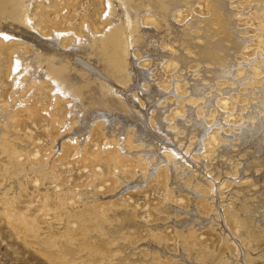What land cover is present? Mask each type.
<instances>
[{"label": "rangeland", "instance_id": "374dc122", "mask_svg": "<svg viewBox=\"0 0 264 264\" xmlns=\"http://www.w3.org/2000/svg\"><path fill=\"white\" fill-rule=\"evenodd\" d=\"M126 1L129 2L128 7H132L134 3L138 4L139 7L141 6L139 20L141 24H144L145 30L147 29L146 26L148 28L157 26L152 21L149 22L150 18L152 19L156 15L153 12L143 10L145 6L141 5L140 0ZM204 1L196 0L192 3L193 12L198 17L208 15ZM105 3L106 0H31L28 5V14L34 29L45 32L48 36L53 31L59 32L60 42L69 46L70 43L76 41L77 37L84 36V28L91 31H100L107 27V18L104 14ZM122 3L117 4L122 5ZM227 6L233 13L231 16L232 22H234L233 25L237 28L239 34L246 38V43L234 56L237 69L233 79L216 77L211 85L212 87L210 86V89L208 88L205 91L204 96L190 94L188 88L193 80L200 77L202 71L213 67L210 62L205 63L198 60V55L193 52L197 49L196 46L186 43L184 50H187L186 53L188 52L187 56L190 57V60L187 62V68L183 69L180 66H175V63L168 60V58V61L164 60L167 62L162 63L161 67L156 66L151 62L150 54L142 53L140 43L134 44V50H136L132 62L135 66L143 68L147 77L142 86L145 84V89H150L149 86L154 85L156 89L161 90L162 95H155V98H153L155 100L158 98V101H155V105L158 104L157 107H163L167 111L165 116L162 117L163 129L178 130L179 137L183 136L182 128L179 125L176 127L175 121L185 119L187 120H184L185 124L191 122L183 112L186 105L194 106V110L199 112L197 116L203 118L205 129L200 140L198 139L199 136L196 137L190 134L185 143H182V139L180 141L185 150H183L185 159L178 155L176 157L170 156L172 154L170 152L171 147L164 146L163 143L160 144V140L157 141L158 146L154 149L150 143L145 145L140 140H133L132 147L127 148L128 153H123L119 149V145L125 146V142L115 143L111 141L109 143L108 141V144H105V133H102L99 123L101 120L89 124L90 128H87L89 136L84 138L83 145L80 147L77 143L78 140L72 139L71 135L79 134L76 130L81 129L79 128L81 127L80 118L83 115L76 113L77 116L70 120L68 117L70 112L68 101L64 99L53 101L54 99L51 98L57 91L51 90L47 83V85L42 84L39 89L33 83L37 77L23 79L26 76L21 74L19 64L22 65L23 63L24 67L32 61L31 52L35 45L16 35H8L7 37L0 35V264H92L90 257L93 258L95 253H99L100 250L97 248L94 253L89 252L91 256L87 257L84 251L85 247L83 246L84 249H82L76 246L74 242L79 239L77 237L83 236L86 238V236L92 235L94 231H85L81 235H76L79 230L78 224L82 220L79 221L76 217H71L70 213L73 209L78 210L85 207L83 202L89 201V198H84L87 195L86 191H90L91 193L88 192V194H91L96 200L91 202L94 208L92 214L89 215V217L91 216L89 218L91 222L99 221L101 217L106 218L115 210L123 211V208H127L132 209L134 212V216L130 221L141 224L127 238L126 244L128 245L121 249V253H118V255L126 256L122 257L121 264H127L125 262L148 264L147 260H151V255L154 264H188L184 258L188 256L186 253H189L193 247L196 248V244L191 245L190 248H183V239L178 243L179 237L176 231L179 229L175 228L176 226L161 209L166 202L175 204L182 210L192 208L197 213L191 218L199 222L195 223L196 227L193 226L194 223L191 221L187 222L188 232L186 235L192 233L200 243L207 245L210 250H213L214 245L217 243H221L220 231H224L225 227L229 228L236 237L244 238L246 236L245 226L240 225L234 219L237 209L236 204L241 203L237 196L243 192V190H240L242 187L248 191L247 193L252 194V190L259 187V183L254 178L264 169L257 167L260 169L256 168L257 171L254 170L250 174L249 171L241 168L243 165L242 160L245 157L243 152L238 151L237 157L226 159L222 154L218 155V150L223 145H227L232 150H238L239 139L236 133L246 125L242 113L245 112L243 106L246 103L248 88L263 83L264 0H227ZM134 8H137V6H134ZM181 9L179 13L176 11L172 13L173 19L178 22L184 21L186 17L189 18L186 9L184 7ZM127 11L129 10L127 9ZM146 16L149 19L146 18L147 22L144 20ZM198 24L201 25L202 21H198ZM215 25V22L210 24L211 28L216 29ZM154 30L159 31L161 28L154 27L149 36L155 34ZM192 30L195 35L199 33L197 27H193ZM125 38L130 42L132 37L129 33H126ZM195 38L193 42H201L198 37ZM151 39L156 41L157 37L152 36ZM163 41L165 42L166 39H160L157 44L162 48L171 49L169 44L165 46ZM258 49L262 51L261 57L257 56ZM20 61L22 62L20 63ZM245 63H247V68L250 70V76L254 77L253 80L249 77L240 79L247 74L246 68H244ZM29 66L31 65L29 64ZM157 72H161L163 76L154 81L153 79L157 78ZM259 80L260 84L257 83ZM47 81L45 80V82ZM207 82L202 79V83ZM211 95H216L214 96V103L211 104L212 106L202 108L201 103L205 101L203 98ZM26 98L31 99V104L38 111L31 114L27 113V110L23 108L29 102ZM234 101H236V105H234ZM45 105L50 107L49 113L42 109ZM142 107L147 108V105L145 104ZM93 108L96 110V107ZM150 109L154 108L151 107ZM218 109L222 112L221 116L217 115ZM204 110H206L205 114L203 113ZM114 111L116 110L107 112ZM84 112V115L89 113L88 110ZM250 117L249 121L255 120L253 116ZM84 122L86 128V121ZM128 128L124 130V134H127ZM57 141L62 143L59 148L54 147ZM188 143L189 145H187ZM143 149L156 150V152L158 150L157 154H160V156L156 154L157 157L155 158L154 154L148 156L145 153L144 155ZM114 154H118L120 158L121 165H118L120 166V173L118 174H115L114 165L107 161ZM178 158L182 160V163L173 162L174 159ZM223 159L231 167L225 177L218 179L219 182L216 185L208 177V172H212L214 163ZM196 162L199 165L201 164L199 167L203 171H208L205 175L196 170ZM168 163L173 164V168L177 169L176 171L183 170L180 175L182 181H184V186L191 188L193 191L190 192L193 195L194 206L189 205V191L183 189L170 192V188L166 186L167 174L170 170ZM137 175L142 178V181L134 183L137 181ZM198 175L206 178L213 185L214 192L209 191V185L203 184L197 179ZM14 177H19L18 183H15ZM45 179L53 181L49 183ZM16 184L18 187L15 188ZM5 191L12 197L11 205H9L12 211L4 208L6 207L3 201ZM42 195L48 198L46 202L49 209L47 210L43 209ZM212 195H215V197ZM220 195L225 198L222 202H219L220 197L218 196ZM62 201L68 204H66L67 213H62L61 203H59ZM212 201H215L216 204L212 205ZM219 204H222L223 208L218 209ZM179 211H172L170 215L173 214L178 218L180 216ZM83 212L87 213L86 210H83ZM61 215L64 216V219L61 218L63 217ZM205 218L207 220H204ZM117 219L115 218V221L111 220L112 223L121 224L124 222V219ZM105 222L108 223V221ZM150 226H155L156 232L160 231L159 233L164 236L162 237L164 240L161 241L158 238V242H160L158 245L160 248H157L158 251L153 248L156 252L147 254L148 250L145 248L147 246L145 242L147 243L149 238L154 236ZM156 226L158 227L156 228ZM256 228L257 230L262 229L259 224ZM101 229L98 231H101ZM244 240H247V238ZM263 240L252 239L249 242L251 248L244 245V248H250L253 252L250 257L255 260H264ZM119 241L123 240L120 239ZM63 244L68 246L70 244V246L63 250ZM133 248L135 251H133ZM231 251L233 256L236 254L235 257L244 259L243 254H239L237 249ZM191 259L193 258L191 257ZM117 260L115 259V262ZM223 263L224 261L215 264ZM254 263L253 261L252 264ZM235 264H242V261L237 260Z\"/></svg>", "mask_w": 264, "mask_h": 264}, {"label": "bare ground", "instance_id": "6f19581e", "mask_svg": "<svg viewBox=\"0 0 264 264\" xmlns=\"http://www.w3.org/2000/svg\"><path fill=\"white\" fill-rule=\"evenodd\" d=\"M30 1L31 0H0V35L4 37H7L8 35H16L21 39H24V41L28 40L27 42H31L30 44L35 45L31 52L32 61L29 63L31 66L26 64L28 66L25 65L23 67V63L22 65L19 64L21 74L26 76L23 79L37 77L34 79L33 83L38 86L39 89L42 84L47 83L48 85H46L49 86L51 90L53 89L57 91L51 98L54 99L53 101L61 99L68 101V104L70 105L68 117L70 120L77 116L76 113L83 115V117L80 118L81 127L79 128L81 129L76 130L79 134L71 135L72 139L78 140L77 143H79L80 147L83 145L84 138L89 136V124L96 122L97 120H101L99 123L101 125L102 133L106 134H104L106 137L105 144H108V141L109 143L111 141H114L115 143L125 142V146L119 145V149L123 153H128L127 148L132 147L131 143L133 140H140L142 143H145V145L150 143L152 144L153 149L158 146L157 141L160 140V144L163 143L164 146L166 145L171 147V149L169 148L172 153L170 156L176 157L178 155L179 157L184 158L183 144H181L180 141L182 139V143H185L190 134H193L196 137L199 136L198 139L200 140L205 129L203 118H199L197 116L199 112L194 110V106L186 105L183 112L191 122L185 124L184 122L187 121L185 119V121L183 119L175 121L176 127L179 125L182 128L181 130H183V136L179 137L178 130L163 129L164 123L162 117L165 116L167 111H165V108L163 107H157L158 104L155 105V101H158V98L157 100L154 99L155 95H162L160 92L161 90L156 89V86L154 85H152V87L149 86L150 89H145V84L142 86L143 81L146 80L147 77L144 74L145 70L139 66H135L132 62L133 55L136 50H134V44L140 43L139 45L142 47V53L150 54L152 58V61H150L156 66L161 67L162 63L172 60V62L175 63V66H180L183 69L187 68V62L190 60V57L187 56L188 52L186 53L187 50H184L186 43L196 46L197 49L193 52L198 55V60L204 61L205 63L210 62L213 64V67L208 68L205 71H202L201 69L202 74L200 77L193 80L192 83L189 84L188 88L190 94L204 96L205 91L208 88L210 89V86L214 83V79L216 77L233 79L234 73H236L235 71L237 69L234 56L246 43V38L240 35L237 28L233 25L234 22H232L233 19L231 17L233 13L227 6V0H205L204 2L207 9L206 13L208 15L204 17H198L193 12L192 3L196 2V0H140L141 5L145 6V9L143 8V10L153 12L156 15V17L152 19L150 18V20L147 16L144 19L146 20L145 22L148 20L149 22L152 21L161 28L159 31L154 30L155 34L152 35L157 37L156 41H153L151 39L152 36L149 35L151 34V30L157 26H150L152 29L146 26L147 29L145 30V27L143 26L144 24L140 23L139 13L140 10H142L141 6L139 7L138 4L134 3L132 7H128L129 2L126 0H106L104 14L107 18V27L105 28L104 26L105 29L100 31H91L88 28H84V36L77 37L76 41H73L70 45L68 44L69 46L60 42L59 32L53 31L50 36H48L45 32H39L34 29L28 14V5L30 4ZM117 3H122L123 7ZM134 6H137V8H134ZM183 7L188 12L187 15L189 18L186 17L184 21L178 22L173 19L172 13L173 11L179 13L180 9ZM127 9L129 11H127ZM198 21H202V24L199 25ZM214 22L216 23V29L213 27L211 28L210 26V24ZM193 27L198 28L199 33H196L197 35L193 34ZM126 33H129L132 37L130 42H128L125 38ZM195 37H198L201 42H193ZM63 38L65 37L63 36ZM160 39H166V41L163 42L165 43V46L166 44H169L171 49H167V47H164L166 49L160 47L159 44H157ZM154 43L155 45L153 46ZM171 50H173L174 53L171 52ZM261 55L262 51L258 49L257 56L261 57ZM165 59L167 61H164ZM126 60L129 62L127 63ZM21 62L22 61H20V63ZM247 67V63H245L244 68H246L245 70L247 74L242 76L240 79L249 77L253 80L254 77L250 76V70ZM239 73L241 74V72ZM156 74L157 78H154V81L163 76L161 72H157ZM202 79H204V82L205 80L208 82L202 83ZM45 80L48 81L45 82ZM262 82L263 83L260 84L259 80L257 83L260 85L248 88L246 103L243 106L245 108V112L242 113L245 118L244 122L246 125L241 127V130L236 133L239 139L238 150H232L227 145H223L218 150V155L222 154L226 157V159H233L234 157H237L238 151L243 152L245 157L242 160L243 165L241 168L245 171H249L250 174H252L257 167L264 169V76H262ZM123 83L125 84L122 86ZM214 96L216 95L206 96L203 98L205 101L201 103L202 108H206L213 104ZM26 99H28L27 101L29 102L28 104H25L23 108L27 110V113L31 114L38 111L37 108L31 104V99ZM203 99L200 100L202 101ZM233 103L236 105V101ZM145 104L147 105V108L142 107ZM93 107H96V110ZM151 107L154 109H150ZM92 108L94 111H92ZM42 109L44 111H48V113L50 112V107L48 105H45ZM85 110H88L89 112L87 115H84V113H86L84 112ZM110 110H116L117 112H107ZM205 112L206 110L203 111L204 114ZM14 114L13 116H15ZM217 115H222V112L219 109ZM250 116H253L255 120L249 121L248 119L251 118ZM83 121H86V128L85 122L83 123ZM71 124H73V122H71ZM127 127H129L127 134H124V130ZM187 145H189V143ZM61 146L62 143L58 141L54 145V147L58 148ZM143 150L144 155L145 153H147L148 156L149 154H154L155 158L157 157L156 154L158 150L157 152L156 150ZM158 156H160V154ZM107 161L108 163L114 165L115 174L120 173V166L118 165L121 164L118 154H114L112 157H109ZM173 162L182 163V160L178 158L174 159ZM173 166V164H169L170 170L167 174L166 186L170 188V192H177L183 189L189 191V205L192 207L194 206L192 199L193 195H191L190 192L192 189L184 186V181H182V177L180 175V172L183 173V170L180 169V171H176L177 169L175 170ZM199 166H201V164L199 165V163L196 162V170L205 175L208 171H203ZM230 167L231 165L229 166L224 159L219 160L214 163L212 172L209 170L210 173L208 172V177H210L211 181L217 185L219 182L218 179H220V177H225V174L229 172ZM18 179L19 177H14L13 180L15 183H18ZM197 179H199L203 184L209 185V191L214 192L213 185L209 183L206 178L198 175ZM136 180L134 183L142 181V178L138 176ZM254 180L259 183V187L252 190V194L247 193L248 191L243 187L240 188L243 192L237 196V198L241 201V203L236 204L237 209L234 216V219L240 225L243 224L245 226L246 236L244 238L236 237L229 228L227 229L224 226V231H220L221 243L214 245L213 250H210L207 245L205 246V244L200 243L192 233L186 235L188 232L187 222L191 221L194 223L193 226H195V223L199 222L191 218L197 214L194 210H192V208H189V210H182L175 204H171L169 202L165 203L161 209L176 226L175 228L179 229L176 231L177 236L179 237L178 243H180L183 239V248H190L191 245L196 244V248L193 247L189 253H186L188 255L184 258L187 261L186 263L215 264L217 262L224 261L225 264H235L237 260H241L242 264H252L253 261L255 262L254 264H264V260H255L250 257L253 252L250 250L252 246L249 245V242L252 241V239L263 240L264 236V170L256 175ZM45 181L51 183L53 180L45 179ZM14 187H18L17 184ZM78 192L80 193V191ZM86 192L87 195L84 196V198H89V201H85L83 198L85 201L83 202L85 203V207L78 210L72 208L73 210L70 213L71 217H76L79 221L82 220L78 224L79 230L76 232V235H81L85 231L92 230L94 233L86 236V238L79 236L77 237L79 239L77 241L74 240V243L82 249L85 247L84 251L87 257L91 256L90 254L94 253V250L98 248L100 250H98L99 253H95L93 258L92 256L90 257L91 261L95 264H121L122 257L124 258L126 256H121L120 254L118 255V253H121V249L128 245L126 244L128 241L127 238H129V236L132 235L141 224L130 221V219L134 216V212L132 209L127 208H123V211L115 210L106 218L101 217L99 221L96 222L92 219L94 222H91L89 220L91 216L89 217V215L92 214V210H94L91 202L96 200L91 194H88V192L91 193L90 191ZM7 194V191L3 193L4 206H6L4 208L12 211V208L9 206L11 205L12 197ZM212 196L215 197V195ZM222 196H218L220 197L219 202L225 200ZM41 197L43 209H49L48 203L46 202L48 198L44 195ZM95 197L97 198V196ZM59 203H61L62 213H65L68 209H66L67 203L65 201ZM214 204H216L215 201H212V205ZM220 208H223L222 204H219L218 209ZM83 210H86L87 213H84ZM178 210H180V216L178 215V218L173 214L170 215L172 211ZM61 218L64 219V216ZM115 218H118L117 220L124 219V222L121 224L117 222L112 223L111 220L115 221ZM204 220H207V218ZM105 221H108V223ZM257 224L261 226V230H257ZM158 226H156V228ZM150 227L152 228L154 236L153 238H149L147 243L145 242L147 246L144 244L145 248L148 250L147 254L155 253L156 250L154 251L153 248H160V246H158L160 244V242H158V238L161 239V241L164 240L162 238L164 236L159 233L160 231L158 230L159 232H156L155 226ZM99 229H101V231H98ZM183 233H185V235H183ZM245 238H247V240H244ZM120 239L123 241H119ZM244 245L251 247L244 248ZM69 246L63 244V250ZM70 249L72 248L70 247ZM232 249H237L239 254H243L244 259L242 260L235 257L236 254L233 256L231 251ZM133 251H135L134 248ZM89 252L91 253L89 254ZM191 257L193 259H191ZM115 259L118 260L115 262ZM150 259L151 260H147L148 264H154L152 255L150 256ZM125 263L130 264V262Z\"/></svg>", "mask_w": 264, "mask_h": 264}]
</instances>
